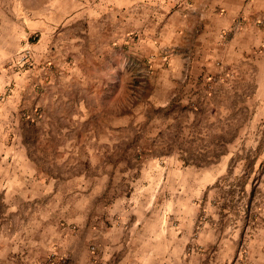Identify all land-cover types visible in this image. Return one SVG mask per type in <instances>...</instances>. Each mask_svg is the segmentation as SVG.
Listing matches in <instances>:
<instances>
[{
  "label": "rangeland",
  "instance_id": "1",
  "mask_svg": "<svg viewBox=\"0 0 264 264\" xmlns=\"http://www.w3.org/2000/svg\"><path fill=\"white\" fill-rule=\"evenodd\" d=\"M122 1L0 0V20L7 26L19 27L17 29L25 34L28 30L24 25L29 22L53 21L67 10L79 11L87 6L94 10L98 5L116 8L123 4ZM180 2L189 4L190 0H168V4L166 0H142L136 6L146 17L154 11L162 13L160 17H163L172 4ZM254 23L263 27L264 18L260 16ZM36 33L32 31L27 39H14L8 34L10 43L4 45L5 56L0 62V88L8 87L0 93V104L6 99L9 101V105L0 110V264H76L79 258L83 264H95L100 258L99 234L94 230L91 239L86 240L90 227L86 205L92 204L88 203L91 199H87L93 186L110 187L112 182L110 189H117L121 194L129 190V184L118 186L117 181L137 180L144 187L166 181L161 187L163 196L176 199L181 191L176 180L185 173L182 168L207 165L215 160L196 154H159L169 152L166 138L177 142L181 133L182 137H189L191 132L178 120L171 124L173 131L167 126H162L158 133L153 130L157 127L150 124L153 117L182 118L188 113L179 107L166 110L148 105L145 94L150 82L151 55L140 60L138 50L132 49L134 45L128 39H125L127 44L121 43V46L98 42L101 39H81L76 45L77 52L72 53L68 52L71 45L65 42L67 39L47 43L46 39H38ZM182 53L184 74L189 61L187 49ZM252 55L254 65L248 76L236 75L237 69L229 67L221 71L220 77H208L203 81L202 87L207 85L204 88L216 93L211 92V105L216 111L214 123H209L207 117L208 122L200 125L205 128L206 138L198 143L200 149L209 152L217 137L222 136L229 147L230 137L237 133L238 139L233 143L239 153L228 162L227 176L219 180L233 181L232 188L225 191L230 192L226 193L228 195H236L234 202H239L242 208L246 202L238 200L241 188L247 179L252 185L250 196L253 200L248 199L252 205L250 208L246 205L244 213V222L248 220L249 226L256 213L255 204L264 205V42L253 49ZM61 61L66 67L77 68L82 73L74 77L57 76L56 69ZM86 101L94 110L91 118L85 114ZM78 103L84 107H78ZM209 110L208 115L211 114ZM72 115L82 122L70 121ZM116 118L121 120H118L119 126ZM108 119L110 124L102 122ZM179 140L176 147L197 151V141L193 144L184 139V145L185 141ZM182 157L185 164L180 160ZM26 161L36 169L32 176H45L48 184L44 187H52L53 192L39 199L16 203L8 188L12 181L11 171L25 165ZM170 163H176V167ZM189 176L194 179L195 173ZM184 178L188 179L187 172ZM177 202L183 201L180 198ZM231 203L235 207L236 204ZM233 209V213H239L238 209ZM83 210L80 226L71 217ZM95 216H89L94 225L99 222ZM79 226L80 232L74 233ZM59 227L66 235L60 236L53 247L55 244L48 241L52 239L53 242L51 235L57 233ZM239 247H242L240 256ZM244 250L245 242H240L236 264H246Z\"/></svg>",
  "mask_w": 264,
  "mask_h": 264
},
{
  "label": "crops",
  "instance_id": "2",
  "mask_svg": "<svg viewBox=\"0 0 264 264\" xmlns=\"http://www.w3.org/2000/svg\"><path fill=\"white\" fill-rule=\"evenodd\" d=\"M141 1L123 0V4L116 8L98 5L95 10L89 6L79 11L67 10L53 21L47 19L43 23L37 21L25 24L28 30L26 35L17 29L19 27L13 24L7 26L0 20V62L5 56L4 45L10 43L8 34L14 39H27L32 31H36L38 39H46L47 43H55V39H67L65 42L71 45L68 52L72 53L77 52L76 45L81 39H101L98 42H112L113 46L127 44L125 39H128L134 45L132 49L138 50L140 60L149 55L153 57L150 61V82L145 94L148 105L166 110L179 107L188 113L182 118L153 117L149 120L150 124L157 126L153 130L158 133L162 126H167V129L173 131L171 124L178 120L191 133L189 137H182L181 133L177 142L179 139H187L193 144L196 141L197 144L204 142L205 128L200 125L208 121L214 123L216 108L211 105L212 91L204 88L207 85L202 87L203 81L208 77H220L221 71L229 67L237 69L236 75L248 76L254 65L253 49L264 42V26L259 28L254 23L260 16L264 18V0H190L189 4H172L163 17H160L162 13L159 15L156 11L153 15L149 12V17L143 15L136 6ZM183 49H187L189 60L184 74L181 68ZM66 66L61 61L60 67L56 69L57 76L74 77L82 73L77 68ZM7 90L8 87L3 86L0 93ZM212 93L216 94L215 91ZM4 101L0 104V110L9 105L8 99ZM78 104V107H84L82 103ZM85 108L86 117L91 118L94 110L87 101ZM209 109L210 115L207 114ZM75 115L70 117V121L82 122ZM118 120L116 118L115 123L119 126L121 120ZM102 122L110 124L111 121L108 119ZM163 123L165 126L161 125ZM237 139L238 135L234 133L228 147L222 136H218L214 147L208 152L203 147L200 149L199 144L197 151L192 148L189 151L184 146L178 148L175 139L170 141L166 138L169 152H161L160 155L196 154L215 160L207 165H188L182 168V173H185L180 180H176L181 188L176 199L163 196L161 189L166 181L163 184L162 181L154 185L147 184L145 187L137 180L117 181L118 186L129 184V190L121 194H118L117 189H110L112 182L110 187L104 185L105 182H101L104 185L101 188L93 186L87 199H91L88 203L92 204L90 207L86 205V219H89L90 225L86 231V240L91 239L94 230L99 234L100 258L95 264H236L235 256L240 242H245L246 264H264V205L253 202L256 213L249 226L248 220L244 222V213L247 208L245 206L250 208L252 205L248 201L253 200L250 196L252 185L247 179L241 188L242 195L238 200L246 202L242 208L239 202H234L237 200L236 195L226 194L230 192L225 189L232 188L233 181L219 180L227 176L230 170L228 162L239 153L233 143ZM181 159L185 161L183 157ZM175 164L170 163V166L175 168ZM15 168L16 171H11L12 181L8 188L16 203L39 199L53 192L52 187H44V184H48L45 176H32L36 169L28 161ZM186 172L188 179L184 178ZM191 173H195L194 179L189 176ZM180 198L183 202L178 203ZM230 201L237 207L231 206ZM233 208L238 209L239 213H233ZM83 212L73 213L71 217L80 226ZM94 214L99 220L95 225L93 219H90ZM80 226L74 233L80 232ZM57 229L58 232L51 235L53 242L52 239L47 240L55 244L53 247H56L57 239L66 235L60 227ZM48 238L50 236L47 234ZM76 264H83L81 258Z\"/></svg>",
  "mask_w": 264,
  "mask_h": 264
},
{
  "label": "built area",
  "instance_id": "3",
  "mask_svg": "<svg viewBox=\"0 0 264 264\" xmlns=\"http://www.w3.org/2000/svg\"><path fill=\"white\" fill-rule=\"evenodd\" d=\"M240 254H242V247H239L238 255L240 256ZM237 262H238V260H237Z\"/></svg>",
  "mask_w": 264,
  "mask_h": 264
},
{
  "label": "trees",
  "instance_id": "4",
  "mask_svg": "<svg viewBox=\"0 0 264 264\" xmlns=\"http://www.w3.org/2000/svg\"><path fill=\"white\" fill-rule=\"evenodd\" d=\"M182 161V159H180ZM183 163L182 164H185V161H182Z\"/></svg>",
  "mask_w": 264,
  "mask_h": 264
}]
</instances>
